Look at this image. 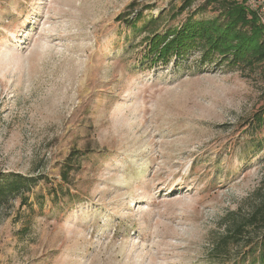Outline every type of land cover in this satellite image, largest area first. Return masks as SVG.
<instances>
[{"label":"rangeland","instance_id":"rangeland-1","mask_svg":"<svg viewBox=\"0 0 264 264\" xmlns=\"http://www.w3.org/2000/svg\"><path fill=\"white\" fill-rule=\"evenodd\" d=\"M200 2L0 0V174L43 177L0 207V264H222L264 191V65L144 59Z\"/></svg>","mask_w":264,"mask_h":264},{"label":"trees","instance_id":"trees-1","mask_svg":"<svg viewBox=\"0 0 264 264\" xmlns=\"http://www.w3.org/2000/svg\"><path fill=\"white\" fill-rule=\"evenodd\" d=\"M195 1L199 0H183L178 13ZM209 5L214 7V16L194 18L197 11L206 10ZM141 14L139 12L134 20H139ZM147 46L144 59L148 66L178 65L191 52H196L200 53L198 64L212 62L255 72L264 65V24L245 0H201L179 26L163 33L153 32ZM263 122L262 112H256L253 128L262 126ZM256 145L261 149L260 140ZM41 179V176L0 174V207L16 197H20L21 204L27 203L24 191ZM253 195V204L247 212L227 215L223 229L212 241L211 255L222 264H264V191L257 190ZM232 250H237L239 259H232Z\"/></svg>","mask_w":264,"mask_h":264},{"label":"built area","instance_id":"built-area-1","mask_svg":"<svg viewBox=\"0 0 264 264\" xmlns=\"http://www.w3.org/2000/svg\"><path fill=\"white\" fill-rule=\"evenodd\" d=\"M255 11L261 23L264 24V0H247Z\"/></svg>","mask_w":264,"mask_h":264}]
</instances>
